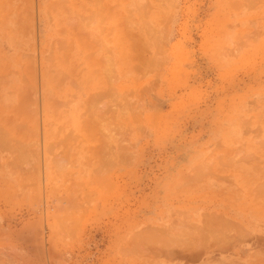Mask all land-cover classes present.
I'll use <instances>...</instances> for the list:
<instances>
[{"label":"rangeland","instance_id":"obj_1","mask_svg":"<svg viewBox=\"0 0 264 264\" xmlns=\"http://www.w3.org/2000/svg\"><path fill=\"white\" fill-rule=\"evenodd\" d=\"M263 187L264 0H0V264H143L205 230L240 244L190 205L257 210Z\"/></svg>","mask_w":264,"mask_h":264},{"label":"crops","instance_id":"obj_2","mask_svg":"<svg viewBox=\"0 0 264 264\" xmlns=\"http://www.w3.org/2000/svg\"><path fill=\"white\" fill-rule=\"evenodd\" d=\"M44 41L46 38L44 37ZM43 73L46 83V89L43 88ZM41 80V106L44 111L45 118L50 107V93L51 85L49 82L48 72L46 66L44 70L40 72ZM237 90V86L223 87L221 93H232ZM45 98L47 100L48 110H44ZM69 108L71 117L74 115V111L77 109V101L74 97L70 98ZM209 106L205 104L207 109ZM206 119V124L212 125L213 122ZM45 122V120H43ZM47 123H44L46 126ZM222 183L218 180H209L204 188L207 191L213 192L214 195H219V192L226 189ZM219 191V192H218ZM261 209H251L250 204L246 199H239L237 197L232 198H210L192 203L190 206L191 214L193 217H197L199 221H209L211 217L224 218L229 226L235 230H240L244 233V240L237 243V237L233 234L229 236L221 233L220 231L205 230L204 237L208 239L204 245H195V242H188L181 245L180 248L166 251L165 256L154 257L146 259L143 264H152L153 260L163 259L165 264H264V199ZM257 215L261 222L259 223L260 233H252L251 224L248 223V218L251 215ZM201 233V231H200Z\"/></svg>","mask_w":264,"mask_h":264},{"label":"bare ground","instance_id":"obj_3","mask_svg":"<svg viewBox=\"0 0 264 264\" xmlns=\"http://www.w3.org/2000/svg\"><path fill=\"white\" fill-rule=\"evenodd\" d=\"M94 3H95V4H97L98 2H97V3H96V2H94ZM99 3H100V2H99ZM76 25H78V24H76ZM263 188H264V187H263ZM263 188H262V189H263ZM260 193H261V192H260ZM259 197H261V196H259ZM262 198H263V197H262ZM263 199H264V198H263ZM261 201H262V200H261ZM258 231H259V230H258Z\"/></svg>","mask_w":264,"mask_h":264}]
</instances>
